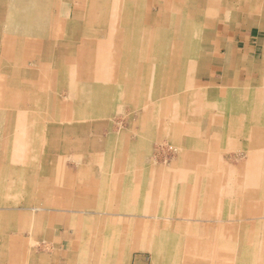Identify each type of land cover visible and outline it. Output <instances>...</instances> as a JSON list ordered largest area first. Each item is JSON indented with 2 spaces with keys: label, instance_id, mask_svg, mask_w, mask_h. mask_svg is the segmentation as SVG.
<instances>
[{
  "label": "rangeland",
  "instance_id": "1",
  "mask_svg": "<svg viewBox=\"0 0 264 264\" xmlns=\"http://www.w3.org/2000/svg\"><path fill=\"white\" fill-rule=\"evenodd\" d=\"M201 2L0 0V264H264V53Z\"/></svg>",
  "mask_w": 264,
  "mask_h": 264
},
{
  "label": "crops",
  "instance_id": "2",
  "mask_svg": "<svg viewBox=\"0 0 264 264\" xmlns=\"http://www.w3.org/2000/svg\"><path fill=\"white\" fill-rule=\"evenodd\" d=\"M201 3L205 14L211 9L207 22L214 24L211 32L215 30L216 41L222 42L220 47L227 50L218 66L222 64L220 68L226 70L233 62L235 69L249 64L256 67L257 57L264 53V0H202ZM224 29L226 34L219 33Z\"/></svg>",
  "mask_w": 264,
  "mask_h": 264
},
{
  "label": "bare ground",
  "instance_id": "3",
  "mask_svg": "<svg viewBox=\"0 0 264 264\" xmlns=\"http://www.w3.org/2000/svg\"><path fill=\"white\" fill-rule=\"evenodd\" d=\"M173 3V2H172ZM202 4V3H201ZM173 5V4H172ZM227 21V20H226ZM233 33V32H232ZM113 43V42H112ZM109 56L108 55H106V59L108 58ZM111 57V56H110ZM107 62V61H106ZM88 71V70H87ZM262 81V80H261ZM189 105V104H188ZM68 107V106H67ZM66 107V108H67ZM254 173V172H253ZM251 177H253V176H251ZM255 177V176H254ZM253 179V178H252ZM255 179V178H254ZM254 179L252 180V181H254ZM59 249V248H58Z\"/></svg>",
  "mask_w": 264,
  "mask_h": 264
}]
</instances>
